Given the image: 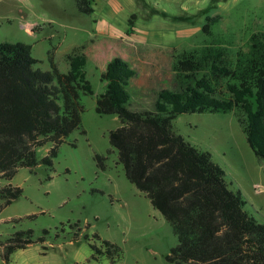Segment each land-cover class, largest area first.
I'll return each mask as SVG.
<instances>
[{
  "label": "rangeland",
  "instance_id": "obj_1",
  "mask_svg": "<svg viewBox=\"0 0 264 264\" xmlns=\"http://www.w3.org/2000/svg\"><path fill=\"white\" fill-rule=\"evenodd\" d=\"M92 4L94 11L87 14L75 0H0V42L30 44L39 59L35 67L41 70L51 69V52L62 72L69 69L67 54L84 46L85 70L94 90L82 95L81 127L60 145L54 166L39 165L34 172L21 167L11 180L23 188V195L0 211V242L22 229H33L34 238L44 229L49 233L45 242L16 250L8 262L0 247V264H171L167 255L177 245V235L149 197L128 180L110 143L109 133L121 121L115 114L96 112L97 98L106 89L101 74L114 56H126L137 72L128 86V107L154 110L158 92L176 85L173 55L214 45L235 59L264 32V0ZM173 129L211 153L225 169L229 188L242 192L245 210L264 223V159L251 149L236 115L181 113ZM50 145L38 148V158ZM96 154L105 157V169L98 166ZM105 240L121 247L120 256L106 252ZM92 244L103 252L97 253Z\"/></svg>",
  "mask_w": 264,
  "mask_h": 264
},
{
  "label": "trees",
  "instance_id": "obj_2",
  "mask_svg": "<svg viewBox=\"0 0 264 264\" xmlns=\"http://www.w3.org/2000/svg\"><path fill=\"white\" fill-rule=\"evenodd\" d=\"M75 2L82 13L94 11L93 0ZM203 29L207 32L209 23ZM83 48L67 54L69 69L62 72L51 52V69L41 70L30 44L0 42V211L23 195V188L11 182L19 169L52 168L60 145L81 127L82 95L94 93ZM171 68L175 87L161 89L154 110L145 111L128 107V86L137 72L126 58L114 56L101 74L106 89L97 98L96 112L115 114L121 121L109 140L125 175L177 235L167 255L171 264H264V223L245 210L242 192L229 188L225 169L211 153L173 129L181 113L233 112L251 149L264 159V32L235 59L220 46L205 45L173 55ZM46 144H51L48 152L38 158V148ZM96 160L105 169V157L96 154ZM48 233L44 229L34 238L33 229L13 232L0 242L4 260L45 242ZM104 245L109 255L120 256L119 245L108 240Z\"/></svg>",
  "mask_w": 264,
  "mask_h": 264
},
{
  "label": "crops",
  "instance_id": "obj_3",
  "mask_svg": "<svg viewBox=\"0 0 264 264\" xmlns=\"http://www.w3.org/2000/svg\"><path fill=\"white\" fill-rule=\"evenodd\" d=\"M124 58H126V56L122 55ZM127 59V58H126ZM3 249V247H1Z\"/></svg>",
  "mask_w": 264,
  "mask_h": 264
}]
</instances>
